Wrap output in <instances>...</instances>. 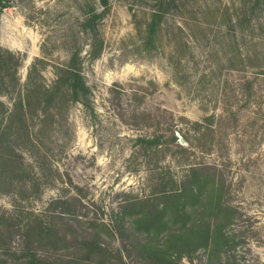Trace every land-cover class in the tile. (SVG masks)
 Listing matches in <instances>:
<instances>
[{"label": "rangeland", "instance_id": "1", "mask_svg": "<svg viewBox=\"0 0 264 264\" xmlns=\"http://www.w3.org/2000/svg\"><path fill=\"white\" fill-rule=\"evenodd\" d=\"M87 3L100 8L99 0H13L11 7L4 10L0 46L21 57L19 78L23 84L38 59L44 61L41 79L51 85L56 80L55 68L67 64L73 50L78 47L87 50V39L78 25ZM198 4L205 11L208 6H213V13L222 10L198 17L215 30L223 21L228 28L231 25L222 19L224 10L229 8L228 14L233 18L242 17L245 14L233 6L246 4L248 20L235 32L243 52L248 50L252 56L244 66L246 71L236 70L242 67L231 61L232 43L224 27L219 31L225 33L223 37L187 29L183 38L189 43L186 65L182 72H176L169 60L173 44L167 37L159 51H143L133 20L134 12L141 14L144 10L140 3L110 0V12L101 25L103 54L96 61L84 60L94 112L82 104H72L61 119L62 126L49 127L42 135L49 154V159L44 160L48 163L42 171L44 176H61L67 184L45 187L38 197L29 198L18 207L15 195L0 192V217L4 213L18 214L17 208L22 207L44 211L61 196V190L73 184L83 190V214L89 218L97 214L110 222L114 214L122 211L127 195L145 198L156 181H151L153 173L145 158L135 152L136 138H151L169 127L179 135V141L183 138L179 132L193 138L191 122L213 114L224 115L215 122L217 132L200 142V148L189 155V162L184 161L182 154L161 153L154 156L152 163L158 164L164 173L170 171L178 181L189 173L188 163L213 167L210 171L218 189L224 186L214 198L220 197L222 204L235 211L227 232L240 240L235 252L222 253L223 264H231L229 256L233 253L237 264H264V75L257 76L250 98L240 93L239 83V79L264 70V0H199ZM183 22L181 15L170 16V24L183 25ZM3 100L8 103L7 98ZM184 147L190 146L187 143ZM23 152L27 164L37 169L39 165L31 154ZM211 187L209 181L205 195ZM166 216L171 219L170 213ZM135 218H125L124 235L102 238L103 246L113 250V254L118 249L125 251L123 260L112 257L105 264H145L138 250L127 251L145 237L136 231ZM20 246L21 241L16 238L12 248ZM75 247L71 244L68 249L51 248L46 255L57 260L69 257L62 259L66 261L82 257L85 252L77 253ZM192 257L193 262L184 258L180 264H208L205 248L195 251ZM99 260L93 257L80 264H100ZM213 264L220 263L215 260Z\"/></svg>", "mask_w": 264, "mask_h": 264}, {"label": "trees", "instance_id": "2", "mask_svg": "<svg viewBox=\"0 0 264 264\" xmlns=\"http://www.w3.org/2000/svg\"><path fill=\"white\" fill-rule=\"evenodd\" d=\"M12 1L0 0V20L4 10L11 7ZM137 1L144 10L141 14L134 12L133 20L143 51H159L167 37L169 43L173 44L169 60L175 71L180 73L186 65V49L189 48V43L183 41L187 29L196 28L203 34L223 37L225 33L219 31L226 27L228 40L232 43L229 57L235 66L242 67L236 70L246 71L245 67L252 56L248 50L243 52L238 35L235 34L248 20L246 4L233 6L245 14L242 17L237 15L233 18L228 14L229 8L224 10L225 18L222 19H227L231 25L228 28L223 21L218 25L219 29L215 30L198 17L216 14L220 10L216 9L213 13V6H208L205 11L198 4L199 0ZM99 4L100 8H97L87 3L78 23L79 32L87 39V50L81 47L73 50L68 63L55 68L56 80L51 85L41 79V65L44 63L41 59L32 65L28 79L23 84L19 78L21 57L0 46V192L15 195L16 207L29 198L38 197L45 187L67 184L61 176H44L42 171L48 164L44 160L49 159V154L44 149L42 135L49 127L62 126L61 119L72 104H82L94 112L90 104L92 90L85 77L84 60H98L105 48L101 25L110 12V0H99ZM171 15H181L184 24H170ZM260 72L253 77L239 79L240 93L249 98L253 95L257 76L264 75V70ZM3 98H7L8 103ZM223 118L224 115L213 114L202 121L191 122L194 139L179 132L189 148L179 143L172 127L151 138H136L135 152L145 158L149 171L153 173L151 181H156L152 192L145 198L127 195L122 211L114 214L110 222L98 218L97 214L92 218L83 214V190L71 181L72 186L61 190V196L52 200L44 211L22 207L17 208L18 214L4 213L0 217V264H80L84 260L91 261L93 257H99L100 264H105L112 257L123 260V249L113 254L114 251L103 246L101 240L104 236L124 235L127 216L137 217L134 220L136 231L145 234L142 237L144 241L133 243L127 251L132 253L138 250L145 264H180L184 258L193 262L192 255L200 248L207 250L208 264H213L215 260L223 264L222 253L235 252L240 240L227 232L233 223L235 211L222 204L220 197L214 198L215 193L223 191L224 186L218 189L216 178L210 171L213 167L188 163L189 173L184 180L178 181L170 171V174L164 173L158 164L152 163L154 156L161 153L182 154L184 161L189 162V155L200 148V142L217 132L216 120ZM24 150L39 165L37 169L27 164ZM209 181H212V187L205 195ZM196 201L198 203L195 205ZM167 213L171 214V219L167 218ZM161 235L166 236L160 239ZM16 238L20 239L21 246L14 250L12 244ZM71 244L76 245L77 253L85 254L69 261L62 260L69 257L63 256L57 260L46 255L51 248L68 249ZM229 257L231 264H237L235 253Z\"/></svg>", "mask_w": 264, "mask_h": 264}, {"label": "water", "instance_id": "3", "mask_svg": "<svg viewBox=\"0 0 264 264\" xmlns=\"http://www.w3.org/2000/svg\"><path fill=\"white\" fill-rule=\"evenodd\" d=\"M177 136H179V135L177 134ZM179 143H180L181 145H183V146H184L185 144H187L184 138H181V140L179 141Z\"/></svg>", "mask_w": 264, "mask_h": 264}]
</instances>
